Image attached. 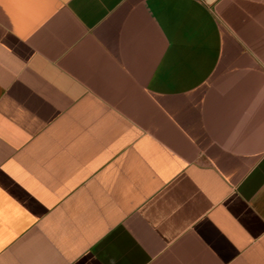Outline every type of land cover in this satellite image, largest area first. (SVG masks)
Segmentation results:
<instances>
[{
	"label": "crops",
	"instance_id": "1",
	"mask_svg": "<svg viewBox=\"0 0 264 264\" xmlns=\"http://www.w3.org/2000/svg\"><path fill=\"white\" fill-rule=\"evenodd\" d=\"M0 264H264V0H0Z\"/></svg>",
	"mask_w": 264,
	"mask_h": 264
}]
</instances>
